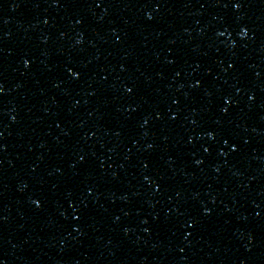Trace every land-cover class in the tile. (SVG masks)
<instances>
[{
    "label": "water",
    "instance_id": "water-1",
    "mask_svg": "<svg viewBox=\"0 0 264 264\" xmlns=\"http://www.w3.org/2000/svg\"><path fill=\"white\" fill-rule=\"evenodd\" d=\"M0 264H264V0H0Z\"/></svg>",
    "mask_w": 264,
    "mask_h": 264
}]
</instances>
